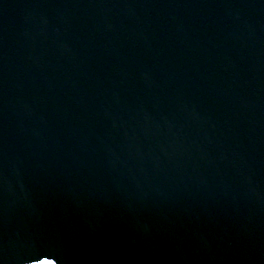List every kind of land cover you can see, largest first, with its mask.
Masks as SVG:
<instances>
[{"label":"water","instance_id":"95a60500","mask_svg":"<svg viewBox=\"0 0 264 264\" xmlns=\"http://www.w3.org/2000/svg\"><path fill=\"white\" fill-rule=\"evenodd\" d=\"M0 264H264V0H0Z\"/></svg>","mask_w":264,"mask_h":264}]
</instances>
